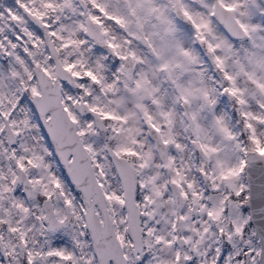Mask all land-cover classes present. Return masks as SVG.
Segmentation results:
<instances>
[{
	"label": "snow or ice",
	"instance_id": "1",
	"mask_svg": "<svg viewBox=\"0 0 264 264\" xmlns=\"http://www.w3.org/2000/svg\"><path fill=\"white\" fill-rule=\"evenodd\" d=\"M0 264H264V0H0Z\"/></svg>",
	"mask_w": 264,
	"mask_h": 264
}]
</instances>
